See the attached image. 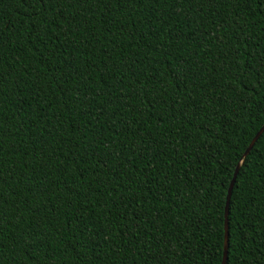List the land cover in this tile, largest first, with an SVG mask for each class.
I'll list each match as a JSON object with an SVG mask.
<instances>
[{"label":"trees","instance_id":"16d2710c","mask_svg":"<svg viewBox=\"0 0 264 264\" xmlns=\"http://www.w3.org/2000/svg\"><path fill=\"white\" fill-rule=\"evenodd\" d=\"M264 0H0V264H264Z\"/></svg>","mask_w":264,"mask_h":264},{"label":"water","instance_id":"95a60500","mask_svg":"<svg viewBox=\"0 0 264 264\" xmlns=\"http://www.w3.org/2000/svg\"><path fill=\"white\" fill-rule=\"evenodd\" d=\"M263 130H264V123H262L260 125V127L256 130V132L253 134V136L249 140L247 146L245 147V149L243 150V152L241 154V158H244V156L247 154V152L252 147L253 143L255 142V140L258 138V136L261 134V132ZM239 164H240V162H238L233 169L231 178H230L228 186H227L226 195H225V203H224V209H223V245H222V256H221L220 264H224L225 258H226L227 234H228V232H227V218H226L227 205H228V198H229L230 190L232 188V185H233Z\"/></svg>","mask_w":264,"mask_h":264}]
</instances>
